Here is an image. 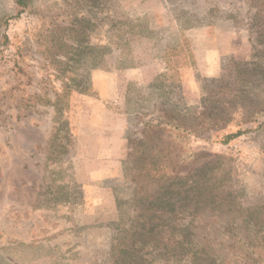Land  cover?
<instances>
[{
	"label": "rangeland",
	"instance_id": "rangeland-1",
	"mask_svg": "<svg viewBox=\"0 0 264 264\" xmlns=\"http://www.w3.org/2000/svg\"><path fill=\"white\" fill-rule=\"evenodd\" d=\"M25 3L0 0V264H118L140 139L171 176L196 178L208 163L219 196L177 208L171 222L194 245L146 255L149 264H264L251 210L264 218V0ZM219 31L235 34V51L207 70L202 50ZM91 98L128 120L112 206L73 182L74 110ZM168 123L192 129L190 162Z\"/></svg>",
	"mask_w": 264,
	"mask_h": 264
},
{
	"label": "trees",
	"instance_id": "trees-1",
	"mask_svg": "<svg viewBox=\"0 0 264 264\" xmlns=\"http://www.w3.org/2000/svg\"><path fill=\"white\" fill-rule=\"evenodd\" d=\"M25 2L26 0H17L19 6H24ZM167 126L177 132L176 139L184 141L188 151L182 160L190 162L194 154L189 147L192 129L181 127L178 123H168ZM240 134V131L230 133L225 141ZM136 142L137 171L132 175L136 183L133 197L135 213L131 222L120 229L121 238L117 243L118 264H149L146 255L156 259L158 252H162L159 250L164 248L171 246L174 250L186 245L193 246L194 238L188 236V230H179V227H174L171 222L180 211H177V208L189 211L190 205H195L196 210L211 203L214 205L219 198L217 180L208 174L211 168L208 163L200 168L196 178L193 176L196 174L171 176L167 171V161H164L160 154H151L152 144L146 139ZM256 207L251 209L252 214L257 215L256 223H260V228L263 229L264 218L258 216V212L254 210Z\"/></svg>",
	"mask_w": 264,
	"mask_h": 264
},
{
	"label": "crops",
	"instance_id": "crops-1",
	"mask_svg": "<svg viewBox=\"0 0 264 264\" xmlns=\"http://www.w3.org/2000/svg\"><path fill=\"white\" fill-rule=\"evenodd\" d=\"M234 33L219 31L216 36L207 35V45L202 50L205 57L200 61L207 70L216 71L221 58L235 51L237 39ZM106 76L100 73L96 77L97 83ZM87 100L90 103L78 104L74 110L79 143L74 157L77 163L76 174H73L77 178L73 182L85 192L86 199L91 203L102 202L103 196H107L112 206L111 181L120 179L123 175L121 161L127 142L128 120L116 108L100 99ZM47 174L52 176L50 171ZM1 184L2 182L0 186Z\"/></svg>",
	"mask_w": 264,
	"mask_h": 264
}]
</instances>
